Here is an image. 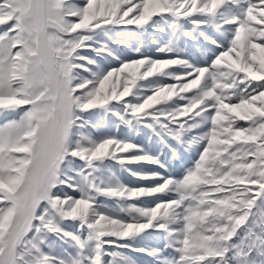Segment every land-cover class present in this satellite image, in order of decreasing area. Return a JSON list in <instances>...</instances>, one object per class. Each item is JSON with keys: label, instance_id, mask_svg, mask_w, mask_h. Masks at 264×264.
I'll return each mask as SVG.
<instances>
[{"label": "snow or ice", "instance_id": "obj_1", "mask_svg": "<svg viewBox=\"0 0 264 264\" xmlns=\"http://www.w3.org/2000/svg\"><path fill=\"white\" fill-rule=\"evenodd\" d=\"M0 264H264V0H0Z\"/></svg>", "mask_w": 264, "mask_h": 264}]
</instances>
